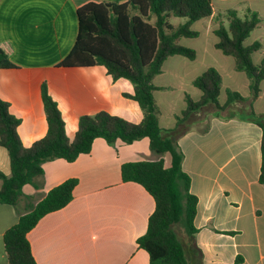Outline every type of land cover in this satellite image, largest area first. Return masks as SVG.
<instances>
[{"label": "crops", "instance_id": "0c3cea01", "mask_svg": "<svg viewBox=\"0 0 264 264\" xmlns=\"http://www.w3.org/2000/svg\"><path fill=\"white\" fill-rule=\"evenodd\" d=\"M88 1L126 0H0V46L14 64L0 68V97L9 103V111L21 119L17 130L26 147L47 130L40 94L43 81L58 104L70 139L83 114L104 110L134 123L142 118L138 103L124 96L133 93L128 79L113 80L102 65H58L76 38V10ZM211 3L212 15L199 20H205L206 32L215 38L211 37L210 46L201 47L200 51L209 53L215 61L225 62L228 69L236 72L234 78H240L237 74L242 71L235 69L233 57L215 47L217 37L213 29L219 24L215 16L228 9L236 10L241 17L248 9L257 13L260 22L244 42L261 44L252 54V60L253 55L259 54L260 62L264 57V0ZM186 38L189 37L180 39L182 45H187L183 43ZM193 48L194 59L179 54L169 56L152 80L161 128L175 124V115L185 108L186 95L194 100L201 97V90L192 81L206 68L188 80L178 71L180 65L201 61L199 49ZM204 67L213 65L204 63ZM165 68L172 82H161ZM242 73L246 92L240 94L248 97L249 80ZM248 109L247 102L236 103L228 111L211 109L199 115L177 141L183 153L181 167L190 177V192L197 197L193 222L197 228L194 242L201 253L198 264H233L238 255L242 257L240 264H264V184L258 180L262 132L248 118ZM252 109L264 115V78ZM204 127L207 129L203 130ZM155 158L146 137L129 144H108L96 138L90 152L72 162L58 158L45 161L37 187L26 184L15 205L0 204V264L6 262L2 241L5 230L50 188L70 177L76 178L77 184L69 203L45 214L27 233L36 263L149 264L147 252L138 247L136 239L146 231L155 203L140 184L121 180L120 166L126 161ZM0 170L6 175L10 173L8 152L2 146ZM1 182L0 179V186Z\"/></svg>", "mask_w": 264, "mask_h": 264}, {"label": "trees", "instance_id": "16d2710c", "mask_svg": "<svg viewBox=\"0 0 264 264\" xmlns=\"http://www.w3.org/2000/svg\"><path fill=\"white\" fill-rule=\"evenodd\" d=\"M212 12L211 0L88 1L80 5L76 10L78 29L75 41L58 65H102L113 80L128 79L133 85V93H124V96L138 103L142 118L134 123L104 110L83 114L78 118L77 129L70 139L58 104L43 81L40 94L47 130L43 137L26 147L17 130L21 119L9 111V103L0 97V146L8 152L10 167L8 175L0 170V204L15 205L22 198L26 184L37 187L38 179L43 175V163L47 160L58 158L72 162L79 155L89 153L96 138H102L108 144L118 141L129 144L146 137L156 158L126 161L120 166L121 180L140 184L155 203L146 231L136 243L147 252L149 264H189V260L193 264L200 263L201 253L194 242L197 228L193 222L197 197L190 192V177L181 167L183 153L177 143L179 137L191 128L199 115L211 109L228 111L236 103H249L248 118L262 132L258 180L264 184V115L252 109V101L258 96L264 78V57L254 63L252 54L260 49L261 44H244L260 22L255 11L248 9L241 17L236 10L228 9L215 16L219 24L213 29L217 37L215 47L232 56L235 69L247 76L250 96L226 89V100L219 103L221 75L213 67H208L192 81L201 90V97L194 100L186 95L185 108L175 115L172 127L161 128L158 124L159 108L153 97L156 87L152 80L161 72L162 64L169 56L179 54L195 58V49L180 44V39L196 37L198 32L191 29V24L211 16ZM171 15L184 21L174 25L169 21ZM13 66L0 46V68ZM76 184L77 179L70 177L53 186L5 230L2 235L5 264H37L27 233L45 214L69 203ZM176 224L183 227L186 240L179 236ZM241 261L242 257L238 255L233 264Z\"/></svg>", "mask_w": 264, "mask_h": 264}, {"label": "rangeland", "instance_id": "374dc122", "mask_svg": "<svg viewBox=\"0 0 264 264\" xmlns=\"http://www.w3.org/2000/svg\"><path fill=\"white\" fill-rule=\"evenodd\" d=\"M183 20H184L183 18L174 16V15H171L169 17V21L174 25H178L179 23H182ZM153 21H154V16H152L151 18V22ZM204 21L205 20H196L195 22H193V24L191 25V28L197 30L199 32V35L197 37L186 38V40L183 41V43L193 46V47L195 46V48L199 49V59H201V61L199 62V60H197L196 62H194V64L180 65L178 67V71L180 72V74H182L184 80H188L192 75L200 74V72H202L205 68L207 69V67H204V63L205 65L206 63H211L213 65V68L216 69L222 76V87H221V92H220L218 99L220 103H223L226 97V90H225L226 88L227 89L230 88L232 90L238 91L241 94H245L246 89H243V81L245 80V76L242 72H239V73L237 72L238 73L237 76H239L240 78H234V76L236 75V72H233L231 68L228 69V67H226L225 62L220 63L219 61H215L213 58L210 57L209 53L207 52L202 53V51H200L201 47L210 46L209 43H210L211 37L215 38L214 35L212 36V34L206 32L205 27H204V23H205ZM180 44H182L181 41H180ZM244 44L246 43L244 42ZM259 56H260L259 54L253 55L254 63L259 62ZM229 59L231 58L229 57ZM168 68L170 69V67ZM166 70L167 69L165 68V71ZM229 74L233 76H230ZM170 77H171L170 74L168 73V71H166L160 77V79L162 80L161 82H164V83H168L170 81L172 82V79H170ZM177 91L178 90H176V92ZM175 228L179 236L182 239L186 240L187 235L183 227L180 224H176Z\"/></svg>", "mask_w": 264, "mask_h": 264}]
</instances>
